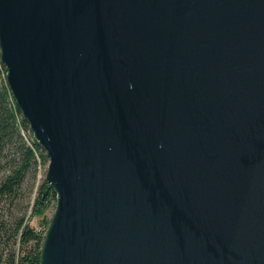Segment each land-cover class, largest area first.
I'll use <instances>...</instances> for the list:
<instances>
[{
    "label": "water",
    "instance_id": "1",
    "mask_svg": "<svg viewBox=\"0 0 264 264\" xmlns=\"http://www.w3.org/2000/svg\"><path fill=\"white\" fill-rule=\"evenodd\" d=\"M0 64L39 264H264V0H0Z\"/></svg>",
    "mask_w": 264,
    "mask_h": 264
},
{
    "label": "trees",
    "instance_id": "2",
    "mask_svg": "<svg viewBox=\"0 0 264 264\" xmlns=\"http://www.w3.org/2000/svg\"><path fill=\"white\" fill-rule=\"evenodd\" d=\"M5 69L0 64V161L8 166V174L0 184V194L14 195L23 184L28 173L38 164H45L47 156L30 132L28 123L22 118L5 83ZM55 193L43 180L37 188L31 213L41 217L39 228L25 223L22 218L12 229L0 228L8 241L17 239L15 264H39L45 229L49 219L45 212L55 204Z\"/></svg>",
    "mask_w": 264,
    "mask_h": 264
},
{
    "label": "rangeland",
    "instance_id": "3",
    "mask_svg": "<svg viewBox=\"0 0 264 264\" xmlns=\"http://www.w3.org/2000/svg\"><path fill=\"white\" fill-rule=\"evenodd\" d=\"M5 78V75H4ZM48 159V158H47ZM48 160L45 164H38L35 171L27 174L23 184L14 195L0 194V228H14L18 222L24 218L25 223L32 227H41V217L34 216L31 213L33 200L38 185L44 180ZM8 166L4 160L0 161V184L8 174ZM54 205L51 204L45 212V217L50 219ZM17 239L8 241L5 234H0V264H15L11 258L16 260Z\"/></svg>",
    "mask_w": 264,
    "mask_h": 264
}]
</instances>
